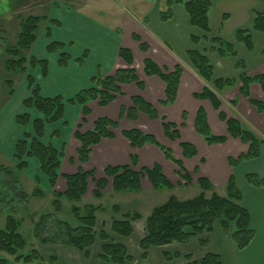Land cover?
<instances>
[{"label":"trees","instance_id":"16d2710c","mask_svg":"<svg viewBox=\"0 0 264 264\" xmlns=\"http://www.w3.org/2000/svg\"><path fill=\"white\" fill-rule=\"evenodd\" d=\"M7 3L9 4L11 1L8 0ZM175 3L183 5L188 15L189 24L204 33L201 37L191 34L190 40L192 43H197L200 38H207L206 35L210 31L208 14L211 1L164 0V7L159 11L160 20L165 21L172 16V5ZM227 17V14L223 13L221 20ZM47 19L57 24L56 19H49L40 14L15 15L17 31L14 41L6 40L2 47L3 67L6 71L25 73L26 68L29 66L30 68L38 67L42 76L47 74V58H37L31 53L32 46L38 37L40 25ZM252 30L264 31V8L254 11L251 28L238 27L234 30V41L226 40L221 36H211L209 38L211 44L209 50L222 57H236L237 52L234 42L242 43L247 49H251ZM49 33L46 29V34L49 35ZM132 38L138 41V46L142 51H147L148 44L142 41L136 33H132ZM64 47L65 44L59 40H50L45 46L47 53L57 52V64L62 67L68 63L71 57ZM185 54L197 74L206 83L211 82L212 85V87L204 85L202 90L193 93V96L196 99L208 100L212 107L217 110L218 118L224 121L227 135L247 144V150L235 158L229 157L228 163L233 166L240 160L257 157L260 154L263 140L245 128L236 118L226 116L220 109V102L215 90H222L226 86H234L237 83L240 95L247 98L258 111H262L264 103L249 97V87L250 84L255 82L264 93V72L249 74L245 70L243 60L237 58L235 63V67L239 70L237 78H213V66L203 50L190 48L185 51ZM86 55L87 52L84 51L76 60L81 62ZM118 56L126 63V67L117 68L110 75H94L88 87L79 90L72 97L66 99L60 95L42 96L34 77L28 73L25 75L29 95L23 98L24 110L17 113L14 120L16 124L24 128L29 125L30 129H25L22 136L14 143L12 157L16 164L11 168L0 165V203L3 204L6 198H9L7 201L13 202L8 207L3 206L6 213L4 223L0 227V252L12 256L13 259L9 260L5 256H0V264H17L18 262L24 264H51L54 261L53 256L46 259L35 247L25 250L27 242L19 230L21 219L17 218L13 211L16 205L15 198L16 201L22 202L29 196H37L42 193L41 189L36 186L28 194L21 186L19 172L26 167L29 157L38 162L41 173L47 177L49 186L55 196L52 200L56 205L55 208H58L60 198L69 201L71 203L69 210L72 218L76 221L75 224H72L57 217H51L50 213L40 214L33 227V235L38 242L41 244L69 245L88 256V248L96 238H99L101 244L97 256L101 260L112 264H128L134 261L123 243L109 239L103 228L98 232L94 229L97 212L103 207L92 202L79 206L77 202H80L86 193L89 180L94 182V188L91 192L95 199L102 197L108 183L115 192H136L141 188L143 177L154 190H169L172 188V184L163 174L160 166L154 163L150 167L141 166L138 170H135L131 165L135 166L137 159L134 154H131V165H107L103 169V175L98 178L95 176L94 169H83L81 167H78L73 173L61 174L59 168L63 156V147H56L42 139L45 125L62 119L66 103L79 104L82 110L81 119L83 120L89 113L88 101L96 100L99 105L104 106L122 93L121 84L135 83L139 88L143 87L142 81L139 80L132 66L130 49L119 47ZM143 71L146 75L159 77L164 83V98L159 100V103L162 105L173 103L182 72L180 65L176 64L172 70H167L160 67L151 58L145 57L143 59ZM4 83L7 86L8 94L11 95L13 93L11 80H4ZM31 110L36 112L34 117L31 116ZM138 112L146 114L151 119L157 117L155 108L149 102L139 95H134L131 97V105L121 108V114H125L129 119H135ZM182 118L185 119V112H183ZM162 120H164L163 117ZM172 125V123L163 121V131L169 138H178L176 128L170 127ZM115 128H117V121L108 117H97L93 121L90 130L81 131L77 128L74 137L78 141V147L75 150L78 163L87 162L91 147L102 138L113 137V129ZM194 129L208 145L223 143L227 138L225 135H216L210 132L202 107H199L196 111ZM121 134L128 140L131 147L140 148L146 143L159 147L165 157L176 165L177 174L186 183L189 182L188 174L181 161L175 159L170 149L160 145L153 135L144 133L137 128L123 129ZM179 146L183 157L189 158L196 155V149L191 143L181 141ZM59 175L63 177L65 182L63 191L53 189ZM244 177L247 183L264 187V173L258 175L250 172L246 173ZM196 183L200 189L196 195L185 199H178L174 195H169L163 202L154 205L145 216L137 210H124L120 216L110 219L111 231L119 236L128 237L133 231L132 222L143 219L144 231L138 240L141 259L146 257L148 249L152 246L187 243L203 233L210 232L215 221L220 223L222 231L231 238L237 249L245 248L254 236V229L250 224L248 210L241 204V192L236 185L234 176L231 174L228 177L224 194L216 192L208 179L203 176H198ZM207 192H210V194L207 195ZM111 207L114 210L120 208L119 204H114ZM50 218L52 229L45 232ZM199 244L205 246L207 240L199 238ZM178 256V253H163L166 260ZM183 258L186 264H223L220 255L215 252H206L199 258H193L191 254H185ZM133 264L139 263L134 262Z\"/></svg>","mask_w":264,"mask_h":264},{"label":"crops","instance_id":"0c3cea01","mask_svg":"<svg viewBox=\"0 0 264 264\" xmlns=\"http://www.w3.org/2000/svg\"><path fill=\"white\" fill-rule=\"evenodd\" d=\"M210 1L211 8L208 14L210 31L206 35L207 38H200L197 43H192L190 35L195 34L201 37L204 33L189 24L188 15L181 3L173 4L172 16L162 21L159 18V11L164 7V0H137L140 4L144 2L152 3V6L140 13L132 10L128 14H121L124 18L122 19L123 25L117 22H112L109 25L93 19V15L87 12L84 13V6L63 10L57 18L56 27L58 29L50 27V34L43 36L46 41L53 39L62 41L65 44L64 48L71 57L63 67L57 64L56 53L49 54L46 52L44 42L39 47L40 54L45 55L44 58L48 60L47 74L42 76L40 71L35 68L32 76L42 96L60 95L65 99L72 97L79 90L88 87L94 75H110L115 69L126 67V63L118 56L119 47L130 49L132 66L137 77L143 83L142 88H139L135 83L121 84L122 93L104 106L99 105L96 100L88 101L89 113L83 120L81 119V106L77 103H66L62 119L45 125L42 139L56 147H63V156L59 168L61 174L73 173L78 167H81L83 169H94L97 175L102 176L103 169L107 165H131L130 155L134 154L137 164L135 166L131 165L133 169L138 170L141 166L150 167L157 163L163 174L171 182V189L177 186L192 185L196 187L195 192L198 193L200 189L197 186L196 179L198 176H203L208 179L216 192L224 194L225 184L232 174L241 192V204L248 210L250 224L254 229V236L245 248L237 249L231 238L222 231L220 223L215 221L210 232L203 233L187 243L152 246L148 249L146 257L141 259V251L138 248L140 235L136 231V221L132 222L133 231L128 237L113 233L110 224L109 228H106L107 225L101 223L100 226H104L103 229L106 233H112V237L108 236L109 239L119 241L126 246L128 253L134 260L128 264L134 262L139 264H186L183 258L185 254H191L193 258H199L206 252L219 254L223 264H264V187L253 186L247 183L244 177L246 173L250 172L258 175L264 173V109L258 111L247 98L241 96L238 92L237 83L234 86H226L222 90H215L220 102V109L226 116L236 118L245 128L263 140L260 154L257 157L240 160L231 166L228 163V158H235L240 153L245 152L247 144L227 135L224 121L218 118L217 110L212 107L208 100L196 99L193 96V93L201 91L204 85L210 87L212 85L211 82L206 83L197 74L185 54V51L190 48L203 50L213 66V78H237L239 73V70L235 67L237 58L243 60L245 70L249 74L261 73L264 72V31L252 30L251 49H247L242 43L234 42L237 52L236 57L219 56L216 52L209 50L211 45L209 38L211 36H221L226 40L234 41L233 34L236 28H251L255 10L252 9L249 12L248 22L227 32L220 25L225 20L222 21L220 18L219 24L214 23L215 8L222 0ZM260 1L262 2V10L264 1ZM132 33H136L142 41L148 44L147 51H142L139 48L138 41L132 38ZM37 41L33 44L32 50L37 47ZM84 51L87 52L84 61L78 62L76 58L81 56ZM145 57L151 58L156 64L167 70H172L176 64L180 65L182 72L173 103L169 105L159 103V100L164 98V83L159 77L144 73L143 59ZM21 91L19 102L22 108L19 104V108L12 113V132L10 133V139H8L11 141H8V145L5 146L0 144V150L3 153L6 152L8 156H12L15 141L22 136L25 129H30L29 125L24 128L16 124L14 120L15 115L24 110L23 98L29 95L26 81L25 89ZM134 95H139L149 102L155 108L157 117L151 119L146 114L138 112L135 119H129L125 114H121V108L129 107L131 97ZM249 97L264 103V93L255 82L250 84ZM199 107H202L205 112L210 132L227 137L223 143L208 145L196 133L194 118ZM183 112H185V119L182 118ZM30 113L32 117L36 115L33 110ZM97 117H108L117 121V128L113 129V137L102 138L97 144L93 145L87 162L80 164L76 160L75 150L78 147V141L74 137V132L77 128L81 131L90 130L93 121ZM162 117L164 120H162ZM163 121L173 124L170 127L176 128L178 138L173 139L165 135L162 127ZM130 128H137L144 133L153 135L160 145L170 149L172 156L181 161L188 174L189 182L186 183L177 174L176 165L167 159L156 145L146 143L140 148L131 147L128 140L121 134V130ZM181 141L191 143L196 149V155L189 158L183 157L179 146ZM31 168H33L31 179L36 185L44 191L52 192L47 177L39 169L38 162L29 157L22 172L25 171L27 174L31 171ZM53 189L56 191L65 189V182L61 175L58 176ZM144 191L145 194L150 195L157 190H154L147 180H141L140 190L126 193H132L131 199H135V197H138L137 195L141 196ZM146 197L149 196L146 195ZM132 209L140 210L139 207ZM96 227L97 219L95 230ZM131 236H136V246L130 244ZM199 238H205L207 244L205 246L200 245ZM100 244L101 240L96 238L88 248V256L69 245H41L50 247V251L43 247L42 253L47 258L49 256L54 257L51 264H112L98 258ZM164 252L178 253L179 256L166 260L163 257Z\"/></svg>","mask_w":264,"mask_h":264},{"label":"rangeland","instance_id":"374dc122","mask_svg":"<svg viewBox=\"0 0 264 264\" xmlns=\"http://www.w3.org/2000/svg\"><path fill=\"white\" fill-rule=\"evenodd\" d=\"M7 1L8 0H0V43L2 45H0V144L4 146L8 145V141H11L8 139H10V133L12 132V113L16 111L17 108H19V104L22 108L21 103L19 102V97L22 92L21 90L25 89V75L27 73L32 75L34 72L33 69L35 68H37L39 71L38 67L30 68L28 66L25 73H20L6 71L3 67V43L6 40L11 42L14 41L15 33L17 31V21L15 20V15L40 14L48 17L49 19L54 18L57 20L58 15H60L63 10L84 6V13L87 12L90 15H93V19H97L98 21L105 24L107 23L109 25L112 22H117L123 25V13L128 14L132 10L140 13L141 11L152 6V3L148 4L147 2H144L140 4L137 2V0H10L11 3L9 4ZM261 5L262 2L260 0H222L215 8L214 23L219 24V19L221 18L222 14L226 13L228 17L223 19L222 21H225L220 25L223 26V30L229 32L235 27H238V25H244V23L248 22L250 15L249 12L252 9L261 10ZM56 25L57 24L53 23L52 21L50 22L48 19L41 23L38 32V41L36 42L37 47L31 50L33 56L37 58L45 57V55L43 56L40 54L39 47L43 42L45 43V46L48 43V41L43 39V36H48L46 34V29L50 31V27L57 28ZM50 40L53 39H49V41ZM55 53L57 54V52ZM83 61L84 58L82 62ZM4 80H11L13 89V93L11 95L8 94L7 86L5 85ZM5 153L0 150V165L11 168L16 164V161L12 156H8L7 153ZM30 170L31 171H29L27 174L25 171L19 172L21 186L28 194H30L33 188L37 186L36 183L31 179L33 168ZM95 176L97 178L101 177L97 174H95ZM141 180L144 181L146 179L143 177ZM37 187L41 189L42 193L37 196H29L22 202L16 201L17 199L15 198L14 202H16V205L13 211L15 216L21 219L19 230L27 242L25 250L29 249L30 247H35L43 255V247L48 251H50V247L42 246L33 235L34 223L37 221L38 216L43 213H50L51 217H57L58 219L68 221L72 224H75L76 221L72 218L71 212L69 210L71 205L69 201L60 198V203L56 209V205L52 202L53 198L55 197L53 193L50 191H44L40 186ZM93 188L94 182L89 180L87 191L83 195L82 200L77 202V205L81 206L84 203L92 202L96 204L98 203L103 207V209L97 212L96 232H98L101 228H104V226H100L101 223H105L107 225L106 228H109L110 219L112 217L120 216L121 213L126 209L139 207V212L145 216L149 213V209H151L152 206L163 202L169 195H174L178 199H183L197 194L195 192L197 190L196 187L188 185L186 187L177 186L176 188L169 190L161 189L153 191V193L150 195L147 193L145 194L144 191L141 196L137 195L138 197L131 199L132 193L115 192L111 189V186L108 183L103 191L102 197L95 199L91 192ZM209 194L210 192L207 193V195ZM146 195L149 197L147 198ZM7 200H9V198H6L5 201H3V204L0 203V227L4 223V216L6 213V211L3 209V206L6 205V207H8L11 203H13ZM114 204H119L120 208L114 210L111 207ZM51 222L52 220L50 218L47 222L48 225L45 232L51 231ZM143 226V219L136 220L135 227L140 237L143 235ZM107 235L112 237V233H107ZM135 239L136 236L130 237L129 242L131 245L133 244V246H136L137 241ZM45 245H52V243H46ZM0 256H5L9 260L13 259L12 256L3 252H0ZM43 256L47 259L45 255ZM17 264L24 263L18 262Z\"/></svg>","mask_w":264,"mask_h":264}]
</instances>
